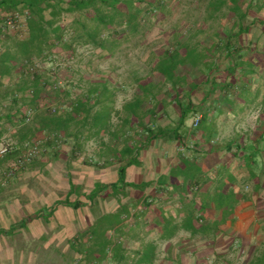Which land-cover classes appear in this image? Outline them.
<instances>
[{"label": "trees", "instance_id": "trees-1", "mask_svg": "<svg viewBox=\"0 0 264 264\" xmlns=\"http://www.w3.org/2000/svg\"><path fill=\"white\" fill-rule=\"evenodd\" d=\"M202 1L206 2L207 20L215 21L227 1L232 3L233 14L230 15L238 20L232 22L224 18L226 20L212 30L197 25L193 30H200L199 40L182 38L190 29L175 28V37L168 46L153 49L148 56L146 74H139L133 80L132 98L135 99L123 107L128 117L122 120V133L111 130L113 98L118 88L110 74H101L98 79L81 82L84 86H76L71 67L65 62L74 61L79 49L89 46L99 52L98 58L115 56L125 43L138 36L145 37L153 25L152 17L156 13L163 16L168 1L0 0V139L6 137L9 128L15 130L8 137L11 140L8 160L18 163L28 148L40 149L41 144L59 158L62 156L59 148L67 142L73 144L72 153L77 156L86 151L87 143L94 141L101 143L103 149L97 155L107 164L112 163V159L120 163L130 159L119 167L118 183L112 184L117 187L123 181L129 187L127 170L140 159L141 149L170 134L162 126H158V130L151 128L159 122L160 110L168 105L178 108V135L190 115L198 113L202 116L199 123L202 136L212 132L209 127L214 126L211 122L215 117L232 114L237 118L250 110L261 111L257 128H262L264 82H257L254 77L264 80V51L259 48V39L250 40L245 34L256 29L264 31V22L250 25L244 22L254 8L252 5L246 13L245 4L255 0ZM262 10L263 7L258 6L256 11ZM10 17L22 19L18 30L5 31ZM212 112L216 114L211 115ZM127 128L137 131L135 139H139V146L130 144ZM257 128L211 148V156L223 151L226 160L244 161L243 167L250 173L249 182L253 181L255 186L251 195H247L231 187L232 178L225 180L215 195L207 202L204 199L200 207V220L208 224L198 229L195 226L197 211L188 213L184 227L193 236L200 234L216 239L223 225L237 222L239 203H254L256 198L257 203L264 205V131L257 134ZM106 137L110 138V144L105 142ZM122 141L124 148L118 152L114 142ZM214 141L209 139L208 144L214 145ZM207 158L204 161H208ZM208 165L200 164V174L217 168ZM210 202L215 204V209ZM58 206L82 208L80 202L67 201L56 203L52 211ZM212 217L216 218L214 223L209 222ZM259 220L263 222L264 216ZM163 224L164 220L155 226L156 230L164 227ZM177 232V229H162L160 238L170 240ZM97 233L89 234L88 243H96L95 249L102 245L98 248L104 255L84 258L80 264H157L158 247L145 239H141V247L131 255L132 250L126 244L133 238L124 232L122 225L111 224L103 236ZM118 236H122L121 239ZM249 264H264V249Z\"/></svg>", "mask_w": 264, "mask_h": 264}, {"label": "rangeland", "instance_id": "rangeland-1", "mask_svg": "<svg viewBox=\"0 0 264 264\" xmlns=\"http://www.w3.org/2000/svg\"><path fill=\"white\" fill-rule=\"evenodd\" d=\"M166 1H168V5L165 14L159 16L160 13H156L152 17L153 25L146 32L145 37L138 36L125 43L115 56L98 58L99 52L92 47L80 48L74 61L65 62L67 66L71 67L74 84L84 86L85 84L81 82H87L92 78L98 79L101 74H110L112 83L118 88L114 105L116 110H120L123 102L134 95L133 80L135 77L139 74H146L150 52L161 46H168L167 39L175 33V28L180 27L183 30L190 29L192 31L197 25L201 29L207 30L219 26L217 21L207 20L206 2L202 0L192 1V3L189 0ZM48 65L45 63V66ZM254 78L257 82H264L258 76ZM171 109L173 110V107ZM260 113V110L248 111L247 119H244L237 130L256 129ZM196 117L197 114L190 115L186 128H193ZM165 122L167 120L162 118L153 127L158 128ZM113 123L116 125L118 119L115 118ZM209 128L213 130L215 127L210 126ZM225 128L227 130V127ZM227 134L225 135L227 136ZM105 142L110 144V138L106 137ZM41 146L42 144L38 155L24 165L23 169H20V166L14 168L16 174L9 181H15L11 182L8 188L11 199L6 198L4 205L0 208V226L6 222L8 228L10 225L14 227L11 231L13 238L12 263L80 264L84 258H102L104 254L98 248L102 245H99L97 249L93 248L96 243H88L91 238L89 234L98 232L97 234L103 236L111 224L125 225L127 219L133 218V209L138 214V202L124 198L128 197L129 193L125 190L126 184L122 180L121 184L114 187L112 184L118 183L119 178L104 173L106 169L103 171V165L106 162L97 155L103 149L101 143L90 141L85 146L86 151L75 156L72 153L73 144L67 142L59 148L62 153L59 158L53 156L51 150L47 152ZM10 160L4 165H0V178H7L6 173L11 168L9 165L14 161ZM140 162L141 160H138L139 164H141ZM109 166L111 163L107 164L105 168H109ZM18 178L20 179L18 180ZM138 179L139 177L136 178V181L129 182L126 176V183L134 182L135 187H138L137 185L142 184L143 180L142 177ZM67 201L80 202L85 211L73 207H71V211H67L66 206L62 208L58 206L56 213L52 215L56 203ZM127 202L128 204H124ZM3 208H5L4 211ZM2 213L7 216L5 221H1ZM39 219L46 228L44 234L46 236L43 242L38 243L33 241L30 230L32 227L28 224L31 222L32 225H35ZM253 224L256 229L250 239L240 240L231 249L224 246L219 249V253L226 252V257L234 258V263L230 259L226 264H249L245 260L249 257L253 259L264 249V224L261 221ZM39 234L42 232L39 231ZM130 234L132 238H138L140 233L137 231ZM113 240L117 242L116 238ZM159 243V262L157 264H169L163 261L172 256L173 247L168 243ZM126 246L130 250H135L138 244L130 241ZM29 252L30 256L37 252L35 258L37 263L28 262ZM237 258L238 260H236ZM9 259L10 257L7 256L8 261Z\"/></svg>", "mask_w": 264, "mask_h": 264}, {"label": "crops", "instance_id": "crops-1", "mask_svg": "<svg viewBox=\"0 0 264 264\" xmlns=\"http://www.w3.org/2000/svg\"><path fill=\"white\" fill-rule=\"evenodd\" d=\"M192 1L197 0H189V2L191 3ZM252 5H254V8L251 7ZM258 6H261L264 9V0H255L254 2L248 1L245 4L244 9L246 13L248 9H250L249 7L252 8L249 11L248 16L244 20L246 24L250 25L255 22H264V10L259 12L256 11ZM231 7V1H227L226 7L222 9V11L220 12L221 14L217 16L215 21L221 23L228 19L229 21L236 22L238 18L236 16L234 17V15H230L233 14L230 9ZM245 35L246 38L250 40L259 39V48L264 51V31L253 30ZM174 37L175 33L167 39L168 42L172 41ZM183 37L199 40L200 30L196 32L194 30H190V32H184L182 38ZM262 75L264 78V72ZM134 99L135 98H127L123 102V106L120 108V110H116V107L114 105V112L112 113L111 121L112 131L123 130L122 127L124 123L122 120L128 117V115L123 112V107L127 103L132 102ZM113 100L115 104V98H113ZM172 107L173 110L171 109ZM215 114V112L211 113V115ZM179 116L180 114L178 108L172 104L168 105L165 110L159 112V121L162 118H165L167 120V122H165V124L161 126L169 130L170 134L167 135V137H159V139L141 149L139 159L141 160V164H139L137 161L135 165H132L127 170V177L129 179V182L136 181L137 177H139V179L142 177L143 179L142 184L137 185L138 187H135L136 185L134 184V182H132L128 183L130 184V186L126 187L125 189L129 194L128 197L124 198L138 202L137 204L139 205L138 214L133 209V218L127 219V221H125V225L122 224L123 230L127 235H130V233L137 231L138 233H140L138 238L127 240V242L131 241L132 243L138 244L135 250H132L131 255L134 256V252L141 247V239H145L146 242L155 243L158 248L160 244L159 242L168 243L169 246L173 247L174 252L172 253V256L165 258V261H163L169 264H226L228 263V261H230V259L234 263V258L226 257V254L221 255L219 253V249L223 246L231 249L235 247L236 243L240 242V240L251 238V235L255 232L256 229L253 223H256L258 221L260 222L259 219L264 216V205L262 206L260 202L257 203L256 198L254 199V203L250 201L239 203L238 209L236 208V214L238 217L237 222L234 224L228 222L227 224L223 225L221 227L222 232L220 231L221 233L216 239L207 238L205 236L203 237L200 234L193 236L186 230L184 224L188 213H190L194 209L197 211L195 212L196 216H198V219L195 221V226L200 229V227H202L204 224H208V222L200 220V207L203 205L204 199L205 201H209V199H211L215 195V193L223 185L225 180H231L232 178V188H236L237 191L241 190L244 194L251 195L255 183L253 181L249 182L250 173L248 169H244V161L241 162L235 159L226 160L224 156L225 152L223 151L212 154L213 157L216 156V159H212V156L209 152L211 148L216 147L218 144L223 145L230 142V140L237 134L249 133L250 131L252 132L255 129H243L242 131L237 130L238 126L242 124L244 119H247V113L238 115L237 118H235L232 114H229L227 116L223 114L219 115V117H215L211 122V124L214 123L215 126L212 132L208 130L209 133L212 134V136L209 133L202 136V134L200 133V125L198 127L193 126L192 129L186 128L188 120L186 121V124L179 130L178 135L176 133V130L179 124ZM115 118L118 119V123L116 125L115 123H113V120ZM196 118H202L201 114H197ZM153 126L151 127L152 129L158 130L159 127L155 128ZM225 127H227V130ZM126 130L127 134L131 138L130 144H132L133 147L139 146V139H135L137 131H139V129L137 131H131L127 128ZM263 131L264 126L262 128L259 127L256 132L257 134H259ZM14 132L15 130L13 128H9L8 132H6L4 142H11L10 138L8 137ZM225 134H227V136ZM178 137H180L182 141L179 140ZM209 139L215 140L213 142L214 145H211L212 147L208 144ZM114 143V145H116L118 148V152H120L119 150H122L124 148L123 141L121 143ZM262 148V160L264 162V144ZM207 156L209 157L207 158L208 161H204V158ZM128 161H130L129 158L123 161V163L112 159L111 166H109V168H105V166L107 165V163H105V165L103 166V171L106 169L104 172L106 173V175H111V177L119 178V167L122 165H126ZM7 162H9L8 156L0 157V165H4ZM14 164H16L15 161L10 163L9 166L11 167ZM200 164L203 166L204 164H209V167L217 166V168H210L207 173L202 172L203 174H200ZM22 167L23 166H21L20 169H23ZM200 177L202 178L201 182ZM9 179L10 178L5 177L0 178V208H2V206L4 205L6 198L9 197V199H11L9 196L10 191H8V188L10 187L11 182L15 180L9 181ZM19 179L20 178H18V180ZM262 195L264 196V190L262 192ZM124 204H128V202ZM129 204H131V202H129ZM209 205L214 209L216 207L213 202H210ZM62 207L63 206H61V208ZM65 209L67 211H71V207L66 206ZM81 209L85 211L83 207L79 210ZM4 210L5 208H3V211ZM56 211L57 209L53 211L52 215H54ZM216 214L221 215L220 212H217ZM6 217L7 216L5 215V213H2L1 221H5ZM249 218L250 220H247ZM163 220L164 227L158 228L156 230L155 226L160 225L161 221ZM215 221L216 218L212 217L209 222L214 223ZM262 224H264V221L262 222ZM28 225L32 227V229L30 230L32 233L33 241H36L38 243L40 241L43 242L46 236L44 235L46 228L41 224V220L39 219L37 222H35V225H32L31 222ZM13 228V225H10L8 228L6 222H4V224L0 226V264H13V238L11 232L13 231ZM168 228H170L171 230L177 229L178 232L172 239L162 240L160 238V231L162 229ZM39 231H41L42 234H39ZM121 237L119 239H121ZM174 242L176 243L175 245ZM158 253L159 250L157 249V254ZM7 256L10 257L9 261L7 260ZM36 256L37 252L30 256L28 262L37 263V260H35ZM158 260L159 259L157 258L156 262H159ZM236 260H238V258ZM251 260V257H249L245 261L249 263Z\"/></svg>", "mask_w": 264, "mask_h": 264}, {"label": "built area", "instance_id": "built-area-1", "mask_svg": "<svg viewBox=\"0 0 264 264\" xmlns=\"http://www.w3.org/2000/svg\"><path fill=\"white\" fill-rule=\"evenodd\" d=\"M20 20L22 21V19H18L16 17H10L5 24V31H15L18 30L19 26H20ZM200 119L201 118H197L195 121L194 126L198 127L199 123H200ZM4 138L0 139L1 142V147H0V157H5L7 156V154L10 152L11 149V143L9 142H4ZM39 153V148L37 146L34 147H30L28 148L23 157L18 161V163L14 164L13 166H11V168L8 170V172L6 173L7 178H12L14 177L15 173V167L17 166H24L27 162H30L33 158H35Z\"/></svg>", "mask_w": 264, "mask_h": 264}]
</instances>
